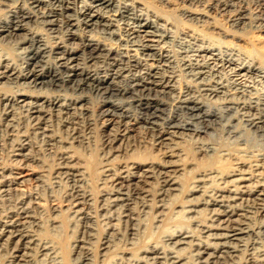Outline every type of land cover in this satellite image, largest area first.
I'll list each match as a JSON object with an SVG mask.
<instances>
[{
    "label": "bare ground",
    "instance_id": "bare-ground-1",
    "mask_svg": "<svg viewBox=\"0 0 264 264\" xmlns=\"http://www.w3.org/2000/svg\"><path fill=\"white\" fill-rule=\"evenodd\" d=\"M179 1L194 25L202 6L264 32V0ZM142 2L0 0V264H69L46 236L65 214L71 264H264V145L241 138L264 139V61ZM227 112L215 140L190 128ZM95 131L97 194L75 153Z\"/></svg>",
    "mask_w": 264,
    "mask_h": 264
},
{
    "label": "rangeland",
    "instance_id": "rangeland-1",
    "mask_svg": "<svg viewBox=\"0 0 264 264\" xmlns=\"http://www.w3.org/2000/svg\"><path fill=\"white\" fill-rule=\"evenodd\" d=\"M140 1H143L142 3H144V5L150 8L152 11H155V12L158 11L157 13L163 16L164 18H168L170 20L172 19V21H174L176 25L178 26L180 35H182V32H184L186 29H187L186 31H191L192 29L194 30L195 28V30H197L199 34H202L203 36L211 38L217 42L220 40L224 41V46H229V48L235 49L234 52H236V54L240 55L241 57H246V56L254 57L257 60H259V62L264 61V32L253 31V30L248 29L245 32L238 31L237 32L238 37H235L229 34L232 31H230L228 16L223 15L222 13L220 14L213 10L209 12L208 9H204L202 6H198V7L195 6L192 9L196 11L200 9L203 10L204 12L206 11L205 13L209 15L208 20H210L211 22L210 24L204 23L199 26L197 24L194 25L192 21H187L186 19H183L180 16L182 8L187 5L181 3V1L179 0H167L165 2H161L160 0H140ZM160 22L163 23V21H160ZM241 80L245 82L246 84H250V85L254 84L253 82H251V79L242 78ZM259 83L260 82L257 83L258 85L255 84V86H257L258 88H261L262 85L260 86L261 83L260 84ZM4 88L6 90L8 89L7 87H2L3 90ZM208 111H212V110L210 109ZM229 117H230V113L227 112L225 113V117L216 118L215 121H211L212 127L206 126L208 122H206V125L204 123L199 122L197 124V127L192 125L190 126V128L192 127V128H196L197 130L202 131L205 135L206 140H213V139L215 140L222 135L221 131L217 129L219 128L217 126H219V123L220 124L224 123ZM57 128H59V131L61 132V134L65 136L62 127L57 126ZM100 138H101L100 131H95V134L90 138V145L88 147L87 145H84L85 148L79 146L75 150L76 155L80 157L81 160H83L84 163L86 164L85 166H87V171H88V176H89L88 178H89V181L91 180L90 185L94 189L95 191L94 193L96 194L99 192L100 182L102 178V172L100 168L101 165H99L102 154L98 150V147L100 144ZM241 138L248 140L252 143L258 144V145H264L263 137L259 133H256L252 130H246V131L242 130ZM223 140H224V137H223ZM75 144L77 145V143H74V145ZM40 148L42 150L38 151L39 152L38 156L41 159L39 161L40 167L38 168V170H40L41 172L45 171L43 173L46 176L48 175L49 178H51L52 176H54V173L56 170L55 167L57 163V158L53 154H50L48 151H46V147L42 146ZM31 183L32 185L35 186L36 182L33 180L31 181ZM47 192H48L47 190H45V192L43 190V193H45L46 197H48ZM47 202H46L47 204L45 205L48 208L46 209L50 211V208L52 207L51 202H49V200ZM177 205H174L173 207L175 210L179 209V206ZM66 217H67V214L62 215L60 219L64 223V231L62 232L61 235L58 234L55 236L56 233L52 232L51 230H48L49 232L47 231L46 236L48 235L49 239L56 241V244L60 243V246L63 249L64 256L67 259L66 260L67 263L71 264L72 262L71 259L73 256H72L70 249L67 247L69 246V244H72L74 242L75 240L74 237L76 235H74V237H70L72 235L71 233L72 226H70L71 222H69ZM174 223L184 224L185 222L181 219H176ZM99 224L97 226L98 235L95 239V241L96 240L97 241L95 243L96 245L94 244V248H93L96 254H99L100 252V246L102 243L101 240L104 237V226L101 224L99 225Z\"/></svg>",
    "mask_w": 264,
    "mask_h": 264
}]
</instances>
